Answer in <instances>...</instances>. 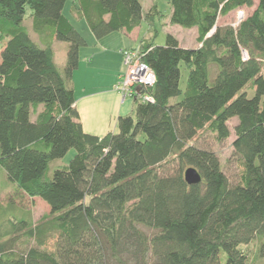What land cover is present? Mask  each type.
<instances>
[{"label": "trees", "instance_id": "trees-1", "mask_svg": "<svg viewBox=\"0 0 264 264\" xmlns=\"http://www.w3.org/2000/svg\"><path fill=\"white\" fill-rule=\"evenodd\" d=\"M67 2L0 0V166L18 192L48 204L59 230L50 250L46 229L22 218L13 231L37 243L18 250L0 226V264H247L241 246L264 235V0H170L171 23L197 27L200 46L184 47L171 33L163 45L144 38L133 50L156 82L138 92L154 101L136 96L135 116H120L118 132L103 137L84 131L74 105L73 75L88 42ZM72 4L98 39L157 14L141 0ZM254 5L239 24H218ZM28 8L43 45L24 24ZM55 39L68 42L63 68ZM182 64L189 72L180 98ZM234 117L236 183L215 151L191 143L204 129L227 139ZM71 149L69 164L48 174ZM188 167L199 183L185 180ZM256 253L264 259V242Z\"/></svg>", "mask_w": 264, "mask_h": 264}, {"label": "rangeland", "instance_id": "rangeland-1", "mask_svg": "<svg viewBox=\"0 0 264 264\" xmlns=\"http://www.w3.org/2000/svg\"><path fill=\"white\" fill-rule=\"evenodd\" d=\"M143 8L146 14L157 12L154 17L150 20L144 19L141 23L142 28L140 30L141 35L145 34L149 27L153 30L150 31L151 36H154V41L158 45H163L166 42V37L168 33L173 34L179 40L180 45L184 47H199L200 43L197 40L198 30L197 27H184L179 24H173L170 21L172 14V6L170 0H141ZM259 0H254L255 5ZM73 0H69L67 3L68 7L65 10V13L70 17L72 23L75 27L81 32V34L86 38L90 39L89 32L90 30L86 20L84 18H79L72 13ZM253 7H244L243 16H247L255 8ZM71 7V9H69ZM157 9V10H156ZM69 10V11H68ZM240 10H235L226 16H221L218 19V24H235L237 15ZM72 16H70V14ZM31 10L27 9V14L24 20L25 26L29 27V31L32 36L37 35L33 29L32 18L30 16ZM237 25V24H236ZM7 40V39H6ZM4 39L0 36V51ZM42 44V43H41ZM43 45V44H42ZM52 46L55 50V61L60 68H63V63L66 60V51L68 48V42L55 39ZM92 44L87 47V45L81 47L92 49ZM85 50V49H84ZM188 68L185 64H182L181 69V87H182V98L185 93L187 79H188ZM254 90H248L250 95L254 94ZM237 118H231L228 121L230 128V136L220 141L217 137V134L209 129H204L198 132L196 138H194L191 143L202 147L208 148L215 151L221 159L224 170L226 171L229 179L236 183L240 178L241 166L239 161L233 155V141L235 139L234 126L237 124ZM76 153L75 149H71L65 157L55 159L50 162L48 174H52L55 168L69 164L70 160L74 157ZM22 218H26L31 226L37 227L42 226L45 230V245L47 249H55L56 238L59 234L57 228L50 227L51 218L50 208L48 204L39 197H29L24 195L20 191H17L16 184L11 182L7 175L5 169L0 166V226L3 228L6 233V238L11 237L12 235L17 237L16 248L18 250H24L29 248L32 245H36V240L34 238H28L24 233L25 230L18 232L13 231L15 225L18 224V221ZM264 242V235L259 238H256L249 244H243L241 248L248 255L247 264H264V259L258 257L256 251L258 247Z\"/></svg>", "mask_w": 264, "mask_h": 264}, {"label": "crops", "instance_id": "crops-1", "mask_svg": "<svg viewBox=\"0 0 264 264\" xmlns=\"http://www.w3.org/2000/svg\"><path fill=\"white\" fill-rule=\"evenodd\" d=\"M67 3L64 12L67 10ZM70 16L72 15L70 14ZM141 25L131 32L120 30L100 39L94 35L91 29L88 30L90 31V39H86L87 47L89 42L93 46L92 49L88 50L80 48V62L74 71L72 80L76 99L74 105L80 114L85 132L100 137L110 132L116 133L118 132L120 116H135L136 103L134 99L124 98L115 86L125 70L122 51L138 49L144 38L151 39L153 37L150 33L153 30L151 27L147 29L145 34L141 35ZM26 27L29 31V27ZM30 36L36 42L41 43L38 34L32 36L30 33ZM35 118L36 116L32 114V119Z\"/></svg>", "mask_w": 264, "mask_h": 264}, {"label": "built area", "instance_id": "built-area-1", "mask_svg": "<svg viewBox=\"0 0 264 264\" xmlns=\"http://www.w3.org/2000/svg\"><path fill=\"white\" fill-rule=\"evenodd\" d=\"M237 21L235 24L244 18V9H239ZM238 11V10H237ZM124 56L125 70L121 74L115 88L122 94L124 98L134 99L139 96L143 101H154L151 94H139L138 90L141 87H151L156 82V75L153 69L141 60L138 50L125 49L122 51Z\"/></svg>", "mask_w": 264, "mask_h": 264}, {"label": "water", "instance_id": "water-1", "mask_svg": "<svg viewBox=\"0 0 264 264\" xmlns=\"http://www.w3.org/2000/svg\"><path fill=\"white\" fill-rule=\"evenodd\" d=\"M184 177L185 180L190 184L199 183L202 180L200 173L194 167H188L185 170Z\"/></svg>", "mask_w": 264, "mask_h": 264}]
</instances>
